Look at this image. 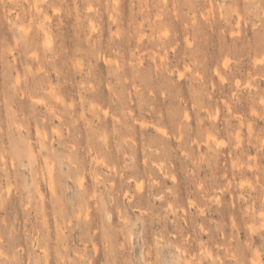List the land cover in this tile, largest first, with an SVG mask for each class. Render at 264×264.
Listing matches in <instances>:
<instances>
[{
	"label": "rangeland",
	"instance_id": "374dc122",
	"mask_svg": "<svg viewBox=\"0 0 264 264\" xmlns=\"http://www.w3.org/2000/svg\"><path fill=\"white\" fill-rule=\"evenodd\" d=\"M0 264H264V0H0Z\"/></svg>",
	"mask_w": 264,
	"mask_h": 264
},
{
	"label": "bare ground",
	"instance_id": "6f19581e",
	"mask_svg": "<svg viewBox=\"0 0 264 264\" xmlns=\"http://www.w3.org/2000/svg\"><path fill=\"white\" fill-rule=\"evenodd\" d=\"M35 3V2H34ZM35 5V4H34ZM36 7V5L34 6V8Z\"/></svg>",
	"mask_w": 264,
	"mask_h": 264
}]
</instances>
